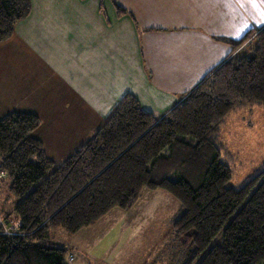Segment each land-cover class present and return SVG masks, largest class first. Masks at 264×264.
I'll list each match as a JSON object with an SVG mask.
<instances>
[{
    "label": "trees",
    "instance_id": "1",
    "mask_svg": "<svg viewBox=\"0 0 264 264\" xmlns=\"http://www.w3.org/2000/svg\"><path fill=\"white\" fill-rule=\"evenodd\" d=\"M30 12L31 0H0V42ZM226 41L229 58L167 115L143 111L127 94L62 163L34 136L36 114L0 118L7 172L0 186L16 198L19 219L18 233L9 234L0 213V264H66L67 249L52 244L51 233L74 234L114 208H130L145 189L179 200L184 212L174 232L195 264H264V162L240 188L229 187L233 171L220 143L229 113L264 107V27Z\"/></svg>",
    "mask_w": 264,
    "mask_h": 264
},
{
    "label": "crops",
    "instance_id": "2",
    "mask_svg": "<svg viewBox=\"0 0 264 264\" xmlns=\"http://www.w3.org/2000/svg\"><path fill=\"white\" fill-rule=\"evenodd\" d=\"M254 10L240 0H31L0 42V118L37 113L54 97L72 114L75 150L93 135L82 117L98 128L127 94L163 117L229 58L226 40L264 27V3ZM46 135L36 137L52 148Z\"/></svg>",
    "mask_w": 264,
    "mask_h": 264
},
{
    "label": "rangeland",
    "instance_id": "3",
    "mask_svg": "<svg viewBox=\"0 0 264 264\" xmlns=\"http://www.w3.org/2000/svg\"><path fill=\"white\" fill-rule=\"evenodd\" d=\"M240 2L245 10L253 12L256 11L254 8L258 9L263 5L264 0ZM259 30H253V34ZM254 46L253 40L249 48ZM251 52L252 50L249 54ZM51 99V106L48 104L46 109L39 108L38 112L34 113L40 120L37 129L45 122L48 124L47 131L44 132L43 128H40L42 132H37L36 136L45 137L47 133V138L57 124L61 125L56 128V135H51L53 147L50 148L44 143L43 145L45 150L46 146L50 149L49 153L46 151L47 155L51 156L56 152L61 160L58 163H62L78 148L74 150L77 138L70 122L72 114L55 105L54 97ZM82 119L88 123L90 134H94L96 131L92 130L99 129L106 120L93 129L92 121L87 120L86 116ZM67 121L68 127L65 125ZM220 143L223 147L222 157L233 171V177L227 185L238 189L264 162V107L253 106L229 113L221 126ZM15 204L16 198L8 194L4 184L0 186V213L3 218L7 217L1 222L7 226V221L12 225V232L18 233L19 219L12 214ZM183 212L179 200L167 191L145 189L132 207L114 208L94 224L74 234L53 232L51 242L67 249L66 264H195L197 258L191 259L193 249H185L176 239L174 232V223Z\"/></svg>",
    "mask_w": 264,
    "mask_h": 264
},
{
    "label": "built area",
    "instance_id": "4",
    "mask_svg": "<svg viewBox=\"0 0 264 264\" xmlns=\"http://www.w3.org/2000/svg\"><path fill=\"white\" fill-rule=\"evenodd\" d=\"M6 174H7V172H6L5 170H3V169L1 168V165H0V180H1L2 178H4V177L6 176ZM0 219H2L1 215H0ZM4 227H5V232H6V233H9V234H16L15 232H12V231H13V228H12V227L5 226V225H4Z\"/></svg>",
    "mask_w": 264,
    "mask_h": 264
}]
</instances>
